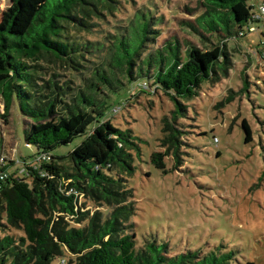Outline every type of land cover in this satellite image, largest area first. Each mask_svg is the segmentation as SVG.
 Returning a JSON list of instances; mask_svg holds the SVG:
<instances>
[{
	"label": "trees",
	"instance_id": "obj_1",
	"mask_svg": "<svg viewBox=\"0 0 264 264\" xmlns=\"http://www.w3.org/2000/svg\"><path fill=\"white\" fill-rule=\"evenodd\" d=\"M126 1L14 0L12 16L0 25V96L5 107L0 117L6 118L14 105L23 119L25 145L37 150L32 160H22L20 169L7 170L14 161L0 162V232H6L0 236V264L236 260L225 238L213 245L193 243L176 253L178 246H170L160 229L147 234L133 221L140 146L131 130L110 121L120 110L118 99L163 92L174 104L171 118L162 119L160 142L167 151L150 155L151 164L165 172L164 157H179L183 142L177 122L185 102L198 96L202 84L227 73L232 56L225 44L210 50L188 45L182 51L171 38L157 46L164 19L149 0L141 9L131 7L126 24L112 34L92 29L94 18L101 19L102 12L112 16ZM198 3L202 10L194 18L196 28L188 24L194 31L235 42L254 24L264 25V0ZM54 67L67 69L69 76L61 80L49 72ZM242 89L247 91V82ZM241 128L245 144L252 142L246 120ZM75 138L82 141L70 153L53 154ZM78 196L94 210L81 211ZM11 230L21 234L10 235Z\"/></svg>",
	"mask_w": 264,
	"mask_h": 264
},
{
	"label": "rangeland",
	"instance_id": "obj_2",
	"mask_svg": "<svg viewBox=\"0 0 264 264\" xmlns=\"http://www.w3.org/2000/svg\"><path fill=\"white\" fill-rule=\"evenodd\" d=\"M144 1L127 0L112 16L102 12L101 19L94 18L92 29L112 34L126 24L132 8L146 7ZM149 1L164 19L158 28L157 46L171 38H176L182 51L188 45L210 50L225 44L232 57L227 73L202 84L198 96L185 102L186 111L176 126L182 131L183 143L177 161L171 153L164 157L165 172L151 164L150 155L167 151L160 142L162 119L171 118L174 104L163 92L118 99L120 110L110 121L122 130H131L140 146L133 178L138 209L133 221L147 234L160 229L169 237L170 246H178L176 253L193 243L213 245L225 238L232 243L237 260L231 264H264V106H259L264 103V25L254 24L256 29L231 42L188 25L196 28L194 18L202 10L198 0ZM13 11L14 0H0V25L7 23ZM49 72L61 80L69 76L67 69L54 67ZM243 82H247V91L242 89ZM4 114L0 96V115ZM22 120L14 105L6 118L0 117V158L14 161L7 170L20 169L23 159L30 161L37 153L25 145ZM243 120L251 129L248 144L241 128ZM81 141L75 138L53 154L66 155ZM77 201L81 211L94 210L82 196ZM4 234L0 232V236ZM9 234L21 233L11 230Z\"/></svg>",
	"mask_w": 264,
	"mask_h": 264
},
{
	"label": "built area",
	"instance_id": "obj_3",
	"mask_svg": "<svg viewBox=\"0 0 264 264\" xmlns=\"http://www.w3.org/2000/svg\"><path fill=\"white\" fill-rule=\"evenodd\" d=\"M115 112H117V111L115 110ZM0 162H3L2 158L0 159ZM2 178H3V175H0V179H2ZM70 193H72V190H70Z\"/></svg>",
	"mask_w": 264,
	"mask_h": 264
}]
</instances>
